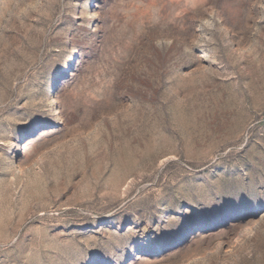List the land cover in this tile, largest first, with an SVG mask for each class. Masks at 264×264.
<instances>
[{
    "label": "rangeland",
    "instance_id": "374dc122",
    "mask_svg": "<svg viewBox=\"0 0 264 264\" xmlns=\"http://www.w3.org/2000/svg\"><path fill=\"white\" fill-rule=\"evenodd\" d=\"M0 264H264V0H0Z\"/></svg>",
    "mask_w": 264,
    "mask_h": 264
}]
</instances>
